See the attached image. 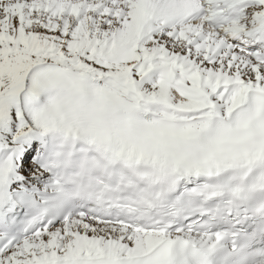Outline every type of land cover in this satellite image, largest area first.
Listing matches in <instances>:
<instances>
[{"label":"snow or ice","instance_id":"6c2138e0","mask_svg":"<svg viewBox=\"0 0 264 264\" xmlns=\"http://www.w3.org/2000/svg\"><path fill=\"white\" fill-rule=\"evenodd\" d=\"M0 264H264V0H0Z\"/></svg>","mask_w":264,"mask_h":264}]
</instances>
